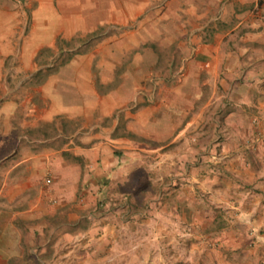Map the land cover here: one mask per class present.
<instances>
[{
    "label": "crops",
    "instance_id": "crops-1",
    "mask_svg": "<svg viewBox=\"0 0 264 264\" xmlns=\"http://www.w3.org/2000/svg\"><path fill=\"white\" fill-rule=\"evenodd\" d=\"M0 121L19 133L0 158V264L19 222L43 235L114 196L106 244L128 207L164 213L167 245L190 226L211 246L193 264H264V0H0ZM154 173L179 181L158 194L175 205L122 202L154 196Z\"/></svg>",
    "mask_w": 264,
    "mask_h": 264
},
{
    "label": "rangeland",
    "instance_id": "rangeland-1",
    "mask_svg": "<svg viewBox=\"0 0 264 264\" xmlns=\"http://www.w3.org/2000/svg\"><path fill=\"white\" fill-rule=\"evenodd\" d=\"M75 39L73 42L75 45L84 42L83 37H76ZM24 92H26V89ZM24 99L25 96L18 97L17 103H21ZM17 114V118H19V112ZM19 121L17 120V123ZM0 124H3V121H0ZM18 135L19 133H15L10 139L9 136L7 137L6 134L0 132V158L4 155L2 147L4 141L8 139L13 143L16 141ZM177 146H179L178 142L172 143L166 147V150L175 151ZM207 155L208 152L205 149V153L202 156ZM173 158L171 157V159ZM153 163L155 164V162ZM166 165V162H160L156 165L155 171L151 172H157L158 170L162 173ZM155 175L156 173L150 176L151 178H156L154 184L151 181L152 179L146 181L144 184L146 192L151 191L154 196H147L144 192V194L140 193L134 198L123 199L122 202H127V205L137 204L142 209L152 204L159 207L165 201L175 205V198L171 197L163 200V198L158 197V194L163 193L168 187L173 190L179 188V181L176 180L174 182L172 180L170 186L166 187L163 179H157L158 177ZM81 199V197H78L75 205H79V202L83 204L84 201ZM111 203L119 205L121 200L115 196L112 199L109 197L99 199L91 208V212H93L92 215H89L91 218L89 217L90 219L88 220L84 218L86 220L83 222H70L60 216L52 221L55 225H51L48 230L44 231L43 235L36 234L31 227H28V225L32 226L33 224L19 222L17 224L19 231L10 233L8 230L6 232V234L9 233L7 240L15 242L7 246V249L13 252L9 261L10 264H164V259H166L165 264H193V253L197 254V249L206 251L211 248L208 244L200 247L191 244L194 242V237L191 236L192 231L190 226L187 228V232L190 234H188V239L184 245H180L177 242L167 245L168 240H164V238H167L169 233L161 230L163 221L166 220L164 213L157 212V216H154L152 213H143V210H130L128 207L125 209V213L118 214L120 221L125 219L127 221L118 241L106 244L100 239L98 220L102 217V213H105L108 208L114 206ZM122 214H124L123 218L121 217ZM3 220L1 217L0 225L4 224ZM173 221L177 223L178 218H173ZM62 222L65 223L62 226L64 228H56ZM66 222L70 223L66 225ZM179 235L178 229L174 228L169 238L178 237ZM148 238H151V240L149 241ZM20 239L21 241L18 244ZM180 257H186L185 261L183 260L184 258L182 262L179 261L178 258ZM154 259L155 262L153 261Z\"/></svg>",
    "mask_w": 264,
    "mask_h": 264
},
{
    "label": "built area",
    "instance_id": "built-area-1",
    "mask_svg": "<svg viewBox=\"0 0 264 264\" xmlns=\"http://www.w3.org/2000/svg\"><path fill=\"white\" fill-rule=\"evenodd\" d=\"M50 181H51V179H50V177H48V178H47V182H50Z\"/></svg>",
    "mask_w": 264,
    "mask_h": 264
}]
</instances>
